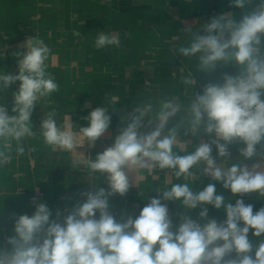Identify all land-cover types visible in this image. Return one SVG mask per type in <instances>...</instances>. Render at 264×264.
<instances>
[{
	"label": "crops",
	"instance_id": "1",
	"mask_svg": "<svg viewBox=\"0 0 264 264\" xmlns=\"http://www.w3.org/2000/svg\"><path fill=\"white\" fill-rule=\"evenodd\" d=\"M260 3L251 0L241 9L232 6L231 0H0V75H19V61L29 50L27 42L42 39L51 49L45 72L54 75L59 86L56 92L35 102L28 122L31 136L20 140L11 135L0 137V153L7 157L0 165V249L11 250L7 240L15 235L16 219L33 215L39 203L51 211L50 221L62 223L86 199L84 191L108 188L109 174L90 173L84 161H95L114 144L134 109H150L140 129L146 134L158 121L162 103L174 100L181 104V111L169 121L162 137L175 128L173 151L181 156L207 142L209 136L203 130L191 132L189 106L207 84L223 83L224 74L238 75L241 68L235 62L221 61L215 69H202V53L183 56L179 49L189 47L196 34H205L203 28L212 17L227 15L239 21ZM101 32L118 36L120 47L96 49L94 42ZM261 47L264 50V42ZM189 74L195 81L193 85L182 83ZM19 87L20 81L6 88L0 84V106L10 117L18 116L13 108ZM98 107L107 109L111 123L94 147L89 146L87 138L71 151L45 143L41 124L49 112H55L54 119L61 129L71 123L79 138L80 129L88 126L86 117ZM211 136L215 138L214 133ZM244 146L230 144L231 158L225 159L217 156L213 145L212 155L225 170L233 164L249 169L259 164L258 170L264 171V157L245 159L239 152ZM20 147L24 149L22 154L18 152ZM203 166L191 169L195 175L187 180L177 178L173 169L125 167L129 189L123 196L116 194L109 199V211L118 222L135 219L152 198L183 183L194 192L214 183L216 194L223 195L226 203L235 205L237 199H243L245 205H253L254 214L264 207V197L255 192L232 194L222 182L205 175ZM162 203L168 208L173 232L185 216L200 224L207 222L199 216L200 207L185 208L179 200ZM201 207L208 208L207 219H226L223 208L207 204ZM261 239L264 234L257 238L249 232L253 256Z\"/></svg>",
	"mask_w": 264,
	"mask_h": 264
},
{
	"label": "clouds",
	"instance_id": "2",
	"mask_svg": "<svg viewBox=\"0 0 264 264\" xmlns=\"http://www.w3.org/2000/svg\"><path fill=\"white\" fill-rule=\"evenodd\" d=\"M250 2L231 0V5L244 9ZM203 32L195 35L189 47H181L180 54L202 53V69H215L221 61L235 62L241 68L238 75L224 74L223 83L207 84L189 106L191 132L198 134L203 130L209 140L194 152L181 156L173 151L176 129L162 137L169 121L181 111V104L165 100L158 121L146 134L140 129L150 109H134L130 122L121 129L114 144L95 161H84L90 173L109 174L108 188L84 191L82 195L86 199L62 223L50 221L52 214L44 203L36 206L33 215H20L15 221V235L7 240L11 250L0 249V264H264V239L255 248L254 256L253 244L249 241L250 231L257 238L264 234V207L254 214L253 205H245L243 199H237L235 205L226 203L223 195L216 194L214 183L199 192H194L187 183L174 184L162 196L152 198L135 219L128 217L118 222L109 211V199L116 194L123 196L129 189L125 167L148 171L153 167L173 169L177 178L187 180L195 175L191 169L204 165L202 172L222 182L232 194L255 192L264 197V171L258 170L259 164L251 169L233 164L225 170L212 155L215 145L218 157L230 159L228 146L243 143L245 146L239 152L245 159L264 157V100L261 99L264 96L261 47L264 0L239 21L227 15L212 17ZM27 46L29 50L19 61V75H0V84L5 88L20 81L13 108L18 116H8L5 107L0 106V137L11 135L20 140L31 136L28 122L35 102L59 87L54 75L45 72V61L51 52L49 46L42 39L29 40ZM94 46L98 50L118 48L120 39L101 32ZM182 83L193 85L195 81L189 74L182 78ZM54 117L55 112H49L42 121L44 141L53 148L69 151L84 138L94 147L111 123L107 109L98 107L86 117L88 126L80 129L77 138L71 123L61 129ZM148 123L152 125V121ZM213 133L215 138L211 136ZM23 151L22 147L18 148L19 153ZM6 160L0 153V165ZM175 200L181 201L185 208L200 207L199 216L207 222L200 224L185 216L176 232L171 231L172 221L162 201ZM205 204L223 208L226 219L222 222L207 219L208 208L201 207Z\"/></svg>",
	"mask_w": 264,
	"mask_h": 264
}]
</instances>
